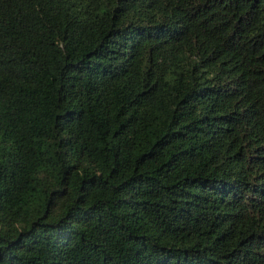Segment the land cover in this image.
<instances>
[{"label": "trees", "instance_id": "1", "mask_svg": "<svg viewBox=\"0 0 264 264\" xmlns=\"http://www.w3.org/2000/svg\"><path fill=\"white\" fill-rule=\"evenodd\" d=\"M0 264H264V0H0Z\"/></svg>", "mask_w": 264, "mask_h": 264}]
</instances>
